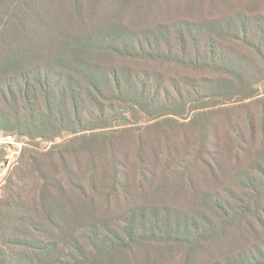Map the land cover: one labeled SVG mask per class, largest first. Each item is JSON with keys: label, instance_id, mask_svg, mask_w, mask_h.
<instances>
[{"label": "trees", "instance_id": "obj_1", "mask_svg": "<svg viewBox=\"0 0 264 264\" xmlns=\"http://www.w3.org/2000/svg\"><path fill=\"white\" fill-rule=\"evenodd\" d=\"M18 1L13 14L27 15L29 1ZM165 1L172 15L134 29L120 17L134 0H69L63 13L40 0L59 29L0 44V133L29 144L0 187V264H264V0L231 12H203L202 0L142 9ZM5 15L0 35H11ZM124 137L135 142L130 183L129 146L113 143ZM63 147L85 156L91 178L106 159L107 201L131 191L142 202L65 227L44 159L57 151L66 170ZM28 179L41 183L33 203L22 194ZM219 247L228 249L211 251Z\"/></svg>", "mask_w": 264, "mask_h": 264}, {"label": "rangeland", "instance_id": "obj_2", "mask_svg": "<svg viewBox=\"0 0 264 264\" xmlns=\"http://www.w3.org/2000/svg\"><path fill=\"white\" fill-rule=\"evenodd\" d=\"M29 1V5H25L26 10L25 13L27 15L20 13V17H17V14H13L22 8L18 9V5L15 2H19L18 0H0V14H6L5 18L6 21L12 25L16 26V31L11 33V35H7V33L0 35V44L4 43V40L10 41H17L21 44L28 43L31 39L35 38L39 41H44L45 37L51 36V33L56 32L59 27L55 25V20L53 17L46 13V11H40V13L47 20H51L52 22H46L45 20L40 19V13L38 12V8L40 0H27ZM56 3V8L59 9L61 13L64 12L65 7L69 5V0H51ZM185 2H195L197 0H182ZM248 0H222L219 2V6L211 8L209 6V0H202L204 8L200 6L203 12L207 11H215V12H231L234 9L243 8L246 5ZM64 4V5H61ZM144 0H134V8L129 9L126 11V15H122L121 20L123 23L131 28L139 29L144 28L147 26H151L157 23L160 20H163L165 16L172 15L173 9L169 8L168 3L161 2V5H154L153 7H148L147 9L143 10L142 6H144ZM16 8L12 11V8ZM60 5V6H59ZM232 6H235L232 9ZM10 7V11L7 9ZM229 8V9H228ZM6 9V10H4ZM42 9V7L40 8ZM142 9V10H141ZM6 11V12H5ZM28 11V12H27ZM23 13V12H22ZM117 15V14H116ZM112 19V17H111ZM10 38V40H9ZM6 49L0 48V56L5 54ZM6 54V55H7ZM46 54L43 52L44 56ZM154 68V65H151L150 69ZM182 128V129H181ZM179 129H176L174 133L178 140L181 139V136L186 133L190 129V127L184 126ZM2 134L0 133V136ZM15 139L17 136L13 134ZM144 135V134H143ZM61 141H57L60 143ZM53 143H43L42 149L43 151L49 150ZM117 146L124 147L129 146L127 149V153L123 152L125 155L124 158L128 160L125 164L121 165V174L127 178V182L130 183L133 179L134 173L138 172V167H136L134 163V159L132 156L131 146L135 144V142L128 138L124 137V139H117L113 142ZM29 145L26 140L18 139L14 144H11V147H8L5 153L4 159L6 162H0V187L3 184V179L6 174L13 168L16 164L19 156L24 151V148ZM131 145V146H130ZM63 156L68 164L66 170H64L63 165H61L60 153L55 151L53 154H48L44 157L47 166H46V175L50 180V187L51 192L50 195L54 197L55 206L57 204L63 205V213H62V222L63 225L66 227L70 223L77 221L74 225L80 222H86L90 219H99L101 216H116L119 213L123 212L124 210L135 206L137 203L142 202L143 199L142 195H138L136 192H128V194H122L119 196L117 201H107L104 198V188L108 184L111 173L109 170V166L106 164V159L99 158L97 162L99 166L96 170V173L91 178L90 174L87 172L86 163L87 159L82 154H73L68 152L64 147L62 148ZM152 170V180L156 179L157 176L160 174V168H151ZM24 183V182H23ZM41 183L35 179H28V182L25 184L24 189L22 190V194L25 200L28 202L30 201L33 203L34 201L38 200L36 195L40 192ZM61 188L64 189V198L63 194L61 195L60 191ZM82 192L87 193V199H90L93 202L91 206L92 209L87 208V205L82 200L86 197L83 196ZM63 198V199H61ZM75 201V204L72 202ZM31 205V204H30ZM89 207V206H88ZM84 220V221H83ZM228 247H219L215 249H211V251H215L216 253H221L227 251ZM206 260L211 258V252L203 257ZM165 264H180L179 258L177 256H173L169 259Z\"/></svg>", "mask_w": 264, "mask_h": 264}, {"label": "built area", "instance_id": "obj_3", "mask_svg": "<svg viewBox=\"0 0 264 264\" xmlns=\"http://www.w3.org/2000/svg\"><path fill=\"white\" fill-rule=\"evenodd\" d=\"M16 139L13 135L0 136V144H14Z\"/></svg>", "mask_w": 264, "mask_h": 264}]
</instances>
